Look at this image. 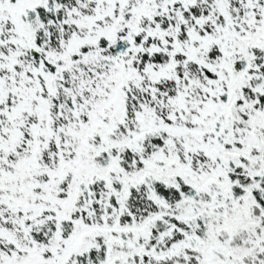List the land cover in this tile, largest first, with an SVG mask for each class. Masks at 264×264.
I'll use <instances>...</instances> for the list:
<instances>
[{
    "label": "snow or ice",
    "instance_id": "snow-or-ice-1",
    "mask_svg": "<svg viewBox=\"0 0 264 264\" xmlns=\"http://www.w3.org/2000/svg\"><path fill=\"white\" fill-rule=\"evenodd\" d=\"M0 264H264V0H0Z\"/></svg>",
    "mask_w": 264,
    "mask_h": 264
}]
</instances>
